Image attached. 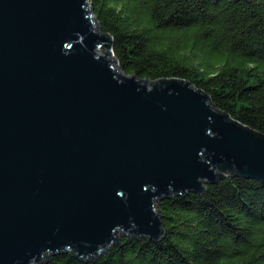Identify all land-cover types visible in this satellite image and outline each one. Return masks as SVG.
<instances>
[{"label":"water","instance_id":"1","mask_svg":"<svg viewBox=\"0 0 264 264\" xmlns=\"http://www.w3.org/2000/svg\"><path fill=\"white\" fill-rule=\"evenodd\" d=\"M113 41L90 0H0V264L159 242L164 196L264 183V135L186 80L126 75Z\"/></svg>","mask_w":264,"mask_h":264},{"label":"trees","instance_id":"2","mask_svg":"<svg viewBox=\"0 0 264 264\" xmlns=\"http://www.w3.org/2000/svg\"><path fill=\"white\" fill-rule=\"evenodd\" d=\"M126 75L180 79L235 122L264 135V0H90ZM201 194L164 196V238L139 237L93 261L44 264H264V183L239 175Z\"/></svg>","mask_w":264,"mask_h":264},{"label":"rangeland","instance_id":"3","mask_svg":"<svg viewBox=\"0 0 264 264\" xmlns=\"http://www.w3.org/2000/svg\"><path fill=\"white\" fill-rule=\"evenodd\" d=\"M102 52H106V49H100V54L101 55H103V53ZM117 64H118V66L120 67V65H119V62L117 61Z\"/></svg>","mask_w":264,"mask_h":264}]
</instances>
